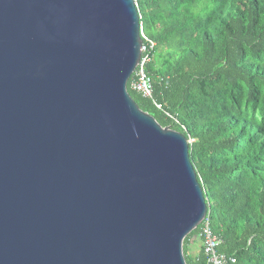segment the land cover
Instances as JSON below:
<instances>
[{"label": "water", "instance_id": "95a60500", "mask_svg": "<svg viewBox=\"0 0 264 264\" xmlns=\"http://www.w3.org/2000/svg\"><path fill=\"white\" fill-rule=\"evenodd\" d=\"M142 43L136 0H0V264H187L208 207Z\"/></svg>", "mask_w": 264, "mask_h": 264}, {"label": "trees", "instance_id": "16d2710c", "mask_svg": "<svg viewBox=\"0 0 264 264\" xmlns=\"http://www.w3.org/2000/svg\"><path fill=\"white\" fill-rule=\"evenodd\" d=\"M136 2L143 43L155 42L153 93L132 90L134 74L128 91L190 141L208 207L184 240L187 264H211L205 223L226 264H264V0Z\"/></svg>", "mask_w": 264, "mask_h": 264}, {"label": "built area", "instance_id": "2783aa9c", "mask_svg": "<svg viewBox=\"0 0 264 264\" xmlns=\"http://www.w3.org/2000/svg\"><path fill=\"white\" fill-rule=\"evenodd\" d=\"M142 37H144L143 31ZM145 44L143 43L141 47V59L138 67L134 72V78L130 83V88L138 93H140L145 98H151L153 93V85L150 77L148 76L145 67L149 61L152 60L151 51L155 48V42L147 40ZM160 107V106H158ZM203 235L205 237L206 252L209 254V262L211 264H226V257L219 255L216 251V247L220 241L213 235L210 230L208 223L203 225ZM232 262L234 260L232 259Z\"/></svg>", "mask_w": 264, "mask_h": 264}, {"label": "clouds", "instance_id": "9594fccd", "mask_svg": "<svg viewBox=\"0 0 264 264\" xmlns=\"http://www.w3.org/2000/svg\"><path fill=\"white\" fill-rule=\"evenodd\" d=\"M143 31V29H142V23H141V32ZM144 33V32H143ZM141 37H142V33H141ZM143 40V39H142ZM142 45H143V43H142Z\"/></svg>", "mask_w": 264, "mask_h": 264}]
</instances>
